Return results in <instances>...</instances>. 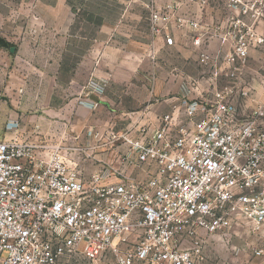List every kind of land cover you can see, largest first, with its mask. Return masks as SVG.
Masks as SVG:
<instances>
[{
	"label": "built area",
	"instance_id": "obj_1",
	"mask_svg": "<svg viewBox=\"0 0 264 264\" xmlns=\"http://www.w3.org/2000/svg\"><path fill=\"white\" fill-rule=\"evenodd\" d=\"M210 1L151 7L153 33L171 46L174 25L197 32L199 22L177 13ZM237 5L248 12L245 0H231ZM256 46H264L262 36L240 31L225 62L244 65ZM215 61L200 55L202 65ZM231 94L230 86L217 90L205 118H197L201 103L186 100L185 119L168 114L154 130L111 134L110 154L89 179L65 153L79 149L0 140V264H64L76 256L94 263L107 254L117 264H201L206 237L238 231L262 243L252 251L264 264V109L240 119Z\"/></svg>",
	"mask_w": 264,
	"mask_h": 264
},
{
	"label": "crops",
	"instance_id": "obj_2",
	"mask_svg": "<svg viewBox=\"0 0 264 264\" xmlns=\"http://www.w3.org/2000/svg\"><path fill=\"white\" fill-rule=\"evenodd\" d=\"M178 1L56 0L52 26L43 32L0 11V39L16 48L11 53L0 47V140L79 149L65 153L89 179L110 154L105 143L111 134L154 130L168 114L185 119L186 100L202 104L197 116L202 119L215 92L230 86L240 119L264 109V46L251 48L244 65L225 62L240 31L249 27L264 38V6L259 5L264 0H245L248 12L242 5L231 7V0H211L204 9L183 6L177 15L201 27L193 32L174 25L170 46L152 31L151 7L164 9ZM197 38L200 46L194 45ZM203 52L216 61L202 65ZM237 67V77L230 78ZM88 146L101 156L81 158L82 151L92 154ZM145 175V170L135 173Z\"/></svg>",
	"mask_w": 264,
	"mask_h": 264
},
{
	"label": "rangeland",
	"instance_id": "obj_3",
	"mask_svg": "<svg viewBox=\"0 0 264 264\" xmlns=\"http://www.w3.org/2000/svg\"><path fill=\"white\" fill-rule=\"evenodd\" d=\"M58 6L56 0H0V11L6 10L12 21L22 17L29 28L38 29L40 32H43L45 27L52 26L53 9ZM87 148L92 154L87 155L82 151L81 158L91 161L96 154L101 156V151L94 153L91 146ZM205 239L204 260L201 264H263L261 260L255 258L252 251L254 247L262 246V243L248 232L238 231L229 237L217 235ZM64 264H117V259L114 255L107 254L97 262L91 263L76 256Z\"/></svg>",
	"mask_w": 264,
	"mask_h": 264
},
{
	"label": "trees",
	"instance_id": "obj_4",
	"mask_svg": "<svg viewBox=\"0 0 264 264\" xmlns=\"http://www.w3.org/2000/svg\"><path fill=\"white\" fill-rule=\"evenodd\" d=\"M12 46H13L12 44L0 39V47L10 49Z\"/></svg>",
	"mask_w": 264,
	"mask_h": 264
},
{
	"label": "water",
	"instance_id": "obj_5",
	"mask_svg": "<svg viewBox=\"0 0 264 264\" xmlns=\"http://www.w3.org/2000/svg\"><path fill=\"white\" fill-rule=\"evenodd\" d=\"M15 51H16V48H15V47H11V48H10V52H11V53H15Z\"/></svg>",
	"mask_w": 264,
	"mask_h": 264
}]
</instances>
